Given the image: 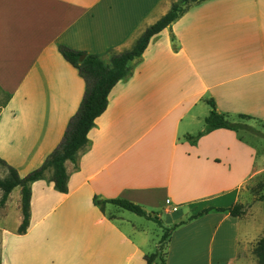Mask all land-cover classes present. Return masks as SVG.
Returning <instances> with one entry per match:
<instances>
[{"label": "crops", "instance_id": "crops-1", "mask_svg": "<svg viewBox=\"0 0 264 264\" xmlns=\"http://www.w3.org/2000/svg\"><path fill=\"white\" fill-rule=\"evenodd\" d=\"M176 1L0 0V159L26 173L62 143L87 91L63 48L110 63ZM211 99L232 121L247 115L264 123V0H197L154 36L111 90L77 164L66 162L68 191L55 187L52 169L34 181L22 234V194L14 197L20 186L0 205V221L17 212L12 230L0 228V264H146L161 238L151 243L131 211L112 203L103 210L95 197L160 211L174 228L163 245L167 264H213L211 249H202L213 219L224 228L218 257L232 264L244 214L190 218L242 203L247 184L264 172V137L246 129L203 132ZM252 240L246 233L244 264H254Z\"/></svg>", "mask_w": 264, "mask_h": 264}, {"label": "trees", "instance_id": "trees-1", "mask_svg": "<svg viewBox=\"0 0 264 264\" xmlns=\"http://www.w3.org/2000/svg\"><path fill=\"white\" fill-rule=\"evenodd\" d=\"M196 1L197 0H179L174 2L165 15L145 29L132 48L114 54L111 57L110 63L104 62L97 54H87L84 59H81L80 57L84 52L75 51L66 47L63 48L64 56L80 70V73L85 78L87 91L77 114L69 124L62 143L46 158L40 167L24 177L19 174V171L15 167L0 159V167L8 171L7 176L3 178L0 177V189L3 191L1 204L6 202L9 194L14 188L17 186L21 187L23 220L18 228V233L22 234L27 232L30 224L31 184L34 181L43 179L46 171L52 169V181L55 187L61 192L68 191L69 174L66 168V162L71 161L77 164L79 151L89 143L90 130L96 124L97 118L107 109L111 90L119 81L130 75L131 63L143 55L152 38L171 25L193 2ZM209 102L212 106V110L206 118L205 130L203 132H210L218 128L231 130L246 129L264 137L263 133L248 123L243 121H232L225 114L220 113L216 109L213 99ZM240 118L251 119V117L247 115H240ZM262 198L264 199V195ZM94 202L103 210L107 203H112L140 216L156 220L160 223L162 222L157 212L148 211L143 205L128 199L116 198L106 200L95 197ZM210 211L228 212L233 216H241L245 212L243 204L239 202L230 207L205 208L199 213L191 216V219L198 218ZM170 234L171 229H168L160 240L158 250L147 256L146 264H152L157 258H160L163 264H167L163 257V245ZM256 253L259 257V263L264 264L263 240L257 245Z\"/></svg>", "mask_w": 264, "mask_h": 264}, {"label": "rangeland", "instance_id": "rangeland-1", "mask_svg": "<svg viewBox=\"0 0 264 264\" xmlns=\"http://www.w3.org/2000/svg\"><path fill=\"white\" fill-rule=\"evenodd\" d=\"M239 120L253 124V126L256 129H258L261 133L264 134V123L259 122V121H251L248 119H241V118H239ZM262 150H264V144H263ZM260 162L264 164V159L261 158ZM1 169H4V171L8 173V171L5 168H1ZM33 170L35 169H32L30 171L26 170L25 171L26 173H21L18 169V171L23 177L28 175ZM17 194L19 195V198H21L20 187L15 189L14 197H16ZM263 195H264V172L257 175L253 180H251L247 184L244 190V193L242 196V204L244 206V211H245L243 213L244 218H246L247 220H244L241 224L240 237H239L241 241V248H239L238 250L237 259H233L232 264H244V262H242L243 260L241 259L242 255L240 254V251L241 252L245 251V249L243 250L242 243H243V240L245 239L246 233L251 235V237H253V240L251 242V246L249 249L250 258L252 259L254 264L256 263L260 264L259 257L256 253V247L260 243L261 240L264 241V199L262 198ZM15 201H16V198H15ZM0 205H1V197H0ZM147 210L154 211L157 213L160 212V211L153 210V209L151 210L147 209ZM183 211L187 214L189 210L187 208H183ZM128 213H130L133 217H135L134 219H140L139 221H142L143 223L146 224L148 235L152 239L151 243H154V241L162 238V236L168 229H171V232L173 230L172 226L167 225L165 218L161 219L162 222L160 223L153 219H148L146 217L144 218L141 216H137L133 212H128ZM16 218H17V212L14 211L7 220L0 221V228L4 226L8 228L9 230H12L16 224L15 223ZM185 220H189V219L186 218ZM215 225H216L215 220L212 219L209 221V226L207 227L206 233H205L206 243L204 242V244L202 245V249H204L205 252L208 249H211V251L213 252V264H223L224 260H226L227 257H224L225 259L224 258L220 259L218 257V253L221 247V236H222V232L224 231V228L216 229ZM232 244L233 242L229 241V243L225 245L226 246L225 251L228 254H229V251L231 252L233 250Z\"/></svg>", "mask_w": 264, "mask_h": 264}, {"label": "water", "instance_id": "water-1", "mask_svg": "<svg viewBox=\"0 0 264 264\" xmlns=\"http://www.w3.org/2000/svg\"><path fill=\"white\" fill-rule=\"evenodd\" d=\"M81 59H84L85 58V55H81V57H80Z\"/></svg>", "mask_w": 264, "mask_h": 264}, {"label": "built area", "instance_id": "built-area-1", "mask_svg": "<svg viewBox=\"0 0 264 264\" xmlns=\"http://www.w3.org/2000/svg\"><path fill=\"white\" fill-rule=\"evenodd\" d=\"M174 210H177V207H174Z\"/></svg>", "mask_w": 264, "mask_h": 264}]
</instances>
